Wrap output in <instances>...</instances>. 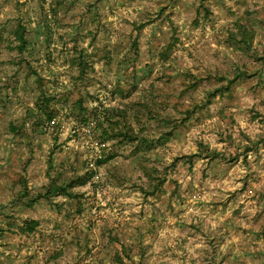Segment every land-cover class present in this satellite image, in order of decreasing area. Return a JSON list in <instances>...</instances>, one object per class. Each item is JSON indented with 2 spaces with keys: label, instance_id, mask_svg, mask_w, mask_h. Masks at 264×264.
I'll return each instance as SVG.
<instances>
[{
  "label": "rangeland",
  "instance_id": "1",
  "mask_svg": "<svg viewBox=\"0 0 264 264\" xmlns=\"http://www.w3.org/2000/svg\"><path fill=\"white\" fill-rule=\"evenodd\" d=\"M261 56L264 0H0V264H264Z\"/></svg>",
  "mask_w": 264,
  "mask_h": 264
},
{
  "label": "trees",
  "instance_id": "2",
  "mask_svg": "<svg viewBox=\"0 0 264 264\" xmlns=\"http://www.w3.org/2000/svg\"><path fill=\"white\" fill-rule=\"evenodd\" d=\"M18 33V36L22 42V45L20 47V50H23V47H25V34H24V28H19V31H16V34ZM241 34L246 35L245 32H241ZM255 38V34L253 36V40ZM253 43H251L250 40H245V39H241L238 41V43L236 44L239 49H244L246 51V53H249L250 51L253 50ZM172 53V51L170 50H166L165 52H163V58H167L170 54ZM262 60H264V56H261ZM81 65H83L81 63ZM222 78V77H220ZM233 80V79H232ZM232 83L234 82L231 81ZM41 86V84H40ZM225 89V88H224ZM39 108L40 110L43 112V115L49 117V118H53V116L56 114V110L53 109L51 106L53 98L51 97H46L44 94H40L39 96ZM117 116H126L125 111L122 110L121 108H117L114 110V114H113V118L110 120V126L113 129H116L119 125H120V120L118 118H116ZM44 122V120L40 119L37 123L36 126L39 127L42 123ZM15 129V128H13ZM18 131V130H17ZM117 137H123L129 140H136L137 138L139 139V135L135 130L130 131V129H127L126 131H119L115 134ZM63 191V188L58 186L57 184H51L48 187V191L46 192H40L34 199L31 200V202L36 201L37 199H41V198H50L52 196H56L59 195L61 192ZM40 223L38 222V220L35 219H26L24 224L22 226H20V231L22 233H33L36 231V229L39 227ZM126 254L128 256H130V252H131V248L126 249ZM118 260L123 263L122 258L118 257Z\"/></svg>",
  "mask_w": 264,
  "mask_h": 264
},
{
  "label": "built area",
  "instance_id": "3",
  "mask_svg": "<svg viewBox=\"0 0 264 264\" xmlns=\"http://www.w3.org/2000/svg\"><path fill=\"white\" fill-rule=\"evenodd\" d=\"M95 184H96V193H97V199H96V208H95V216L99 215L101 212H99L98 208L102 207L103 205H105V201L103 200V195L105 193V190L102 188L103 186H99L97 183V179H94Z\"/></svg>",
  "mask_w": 264,
  "mask_h": 264
}]
</instances>
